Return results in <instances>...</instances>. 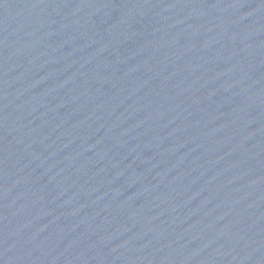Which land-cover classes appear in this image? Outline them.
<instances>
[{"label": "water", "instance_id": "obj_1", "mask_svg": "<svg viewBox=\"0 0 264 264\" xmlns=\"http://www.w3.org/2000/svg\"><path fill=\"white\" fill-rule=\"evenodd\" d=\"M0 264H264V0H0Z\"/></svg>", "mask_w": 264, "mask_h": 264}]
</instances>
